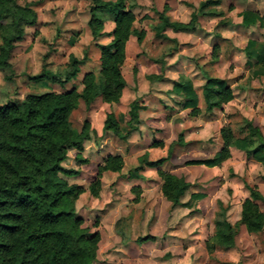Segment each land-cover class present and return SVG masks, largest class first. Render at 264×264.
<instances>
[{"label": "rangeland", "instance_id": "1", "mask_svg": "<svg viewBox=\"0 0 264 264\" xmlns=\"http://www.w3.org/2000/svg\"><path fill=\"white\" fill-rule=\"evenodd\" d=\"M32 3L38 11L37 23L25 28L11 53L16 78L12 90L0 94V104L7 100L22 102L28 93L81 90L87 72L101 69L97 45L110 41L115 23L107 20L103 32L94 38L88 22L91 0H18ZM136 14L135 27L145 31L138 42L131 36L127 58L122 67L127 80L119 103L108 104L100 97L90 107L81 101L71 120L80 129L91 122V137L84 142L82 155L68 150L64 167L74 173L63 175L69 183L85 188L77 201V215L101 240L93 264H264V230L251 233L241 223L242 204L250 196L247 184L257 186L264 195V165L246 152L232 147V156L216 167L187 164L191 159L211 158L222 149L221 128L230 125L236 136L249 135L248 123L264 133V64L250 63L245 48L250 39L264 44V23L247 26L242 12L264 15V0H131ZM171 21L189 22L199 12L195 30L167 27L161 37L156 25L160 12ZM1 41V37H0ZM258 43V44H259ZM81 60L78 74L64 85L48 76L32 79L43 69L65 78L70 56ZM205 73L224 78L234 88L235 98L221 108L206 109L201 97L200 110L184 109L183 97L173 93L180 78L193 81L201 95ZM160 74L162 79H150ZM4 74L0 71V89ZM141 98L146 106L140 111L137 131L121 138L104 130L108 112L119 118L123 131L128 129L129 104ZM181 100V101H180ZM182 133V141L179 134ZM162 143L163 145H156ZM165 157L164 169L183 176L190 186L181 197L189 205L172 207L161 189L158 167L139 171L142 180L131 176L138 158ZM109 154H120L124 167L120 172L102 175L100 195L89 192L101 165ZM140 186L139 199L132 188ZM193 193L205 197L192 198ZM264 211V200L258 201ZM226 218L236 224L237 235L231 247L219 246L209 253L206 241ZM149 240L138 242L139 238Z\"/></svg>", "mask_w": 264, "mask_h": 264}, {"label": "trees", "instance_id": "2", "mask_svg": "<svg viewBox=\"0 0 264 264\" xmlns=\"http://www.w3.org/2000/svg\"><path fill=\"white\" fill-rule=\"evenodd\" d=\"M88 25L94 38L105 32L103 27L109 19L115 23L109 32L110 41L98 44L101 69L87 72L82 79V89L73 88L65 92L46 91L28 93L22 102L12 99L0 104V264H93L97 258L100 232H92L77 215V201L85 188L69 183L63 175L74 173L64 167L68 150L77 149L76 158L83 157L84 142L95 132L86 119L80 129L74 127L71 117L81 101L87 107L98 98L109 104L119 103L127 86L122 67L127 58V43L131 36L138 42L145 38V31L135 27L136 14L131 0H91ZM242 22L250 26L256 21L264 23V15L258 12H242ZM38 11L32 3L20 4L18 0H0V71L4 74L3 88L12 90L17 75L10 61L16 42L25 35V28L38 20ZM199 12L192 13L189 22L171 21L165 11L160 12L161 22L156 25L157 33L164 37L167 27L175 30H195ZM250 39L245 48L248 62L264 64V44ZM81 60L70 56V68L62 79L43 69L32 79L44 76L59 80L61 84L74 78L80 71ZM162 75H149L150 79H162ZM173 93L183 97L180 102L184 109L200 110L201 97L206 109L221 108L235 98L234 88L224 78L205 73L201 95L189 78L174 82ZM141 98L129 104L128 129L124 132L121 122L114 112H108L104 130H110L121 138H127L135 130L140 120V111L146 106ZM249 135L236 136L228 124L221 128L223 147L211 158L191 159L187 164L219 166L232 156L231 148L236 147L264 165V133L253 123H248ZM182 133L177 141H182ZM156 145H163L158 143ZM166 158H147V153L139 157V165L133 170L139 172L144 167H158L162 180L161 189L171 206L189 205L181 197L190 183L183 177L162 168ZM124 158L120 154H109L99 165L98 175L89 186V192L98 197L101 179L105 171L120 172ZM250 196L242 204L241 223L251 233L264 230V211L258 201L264 195L257 186L247 184ZM139 199L140 186L132 188ZM205 197L203 193H193L192 198ZM238 231L236 224L226 218L214 235L206 241L209 253L217 247H231ZM149 240L139 238L138 242Z\"/></svg>", "mask_w": 264, "mask_h": 264}, {"label": "crops", "instance_id": "3", "mask_svg": "<svg viewBox=\"0 0 264 264\" xmlns=\"http://www.w3.org/2000/svg\"><path fill=\"white\" fill-rule=\"evenodd\" d=\"M125 91V90H124ZM122 99V98H121ZM105 103H107V102H105ZM109 104V103H108ZM108 131H110V130H108ZM135 131H137L136 129L135 130H133L132 132H131V134H133V132H135ZM138 160H139V158H138ZM150 160H155V159H150ZM163 167V166H162ZM214 167H216V166H214ZM146 168H153V167H148V166H146ZM106 172V171H105ZM131 176L133 177V179H135V180H142L143 179V176H142V174H140L139 172L137 173V172H134L133 174H131ZM163 193V192H162ZM168 201V200H167ZM169 202V201H168ZM170 203V202H169ZM181 205V204H180ZM176 206H178V205H176Z\"/></svg>", "mask_w": 264, "mask_h": 264}]
</instances>
